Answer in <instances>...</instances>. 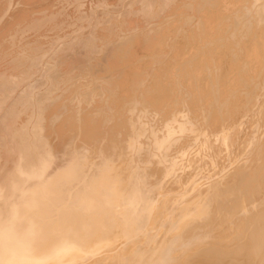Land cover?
Here are the masks:
<instances>
[{
    "label": "bare ground",
    "instance_id": "obj_1",
    "mask_svg": "<svg viewBox=\"0 0 264 264\" xmlns=\"http://www.w3.org/2000/svg\"><path fill=\"white\" fill-rule=\"evenodd\" d=\"M16 1L0 0V20L3 12L8 11L5 8L13 9ZM184 1V5L193 2ZM225 1L193 3L197 4L193 8L200 3L206 5L209 13L218 12L211 13V20L205 19L206 12L199 19H191L197 23V30L190 36L182 31L175 57L162 66V78L147 91L146 98L151 92H158L165 113H169L172 95H178L185 108L186 100H198L197 110L186 108L181 114H168L165 118L169 122L165 124L159 117L160 111L150 112L155 102L146 100L142 117L134 126L121 121L129 131L144 127L149 132L147 137H134L137 141L132 152L124 150L129 147L128 142L115 137L100 141L92 135L94 127H77L81 114L76 123H63L55 130L57 136H52L55 146L44 159L40 179L19 182L17 197L11 198V193L6 197L8 212L2 209L5 204L0 205V264H264V131L247 135L251 144L244 154H252L251 158L260 162L249 171L232 165L236 157L233 151L239 148V133L230 139L219 128L211 129L213 119L223 120L231 127L233 120L243 118L246 110L253 111L259 119L258 125L264 127L259 101L255 99L257 110L254 105L250 106L260 89L264 96L261 73L264 0H240L241 15L246 14L244 18L240 15L242 19L235 17L236 13L226 12ZM236 8L233 12H238ZM13 11L17 18L28 12L17 8ZM241 33L246 39L242 45L238 37ZM155 34L160 39L167 36L163 29ZM234 36L240 39L237 41L240 44H235ZM230 40H235V46L231 50L232 46H227L228 51H238L235 63L223 46ZM203 47L209 51L204 54L207 57H197L182 74H174L173 68L180 65L187 51H199ZM253 57H256L253 69L244 71L245 63ZM251 77L255 80L252 84ZM128 79L131 85L133 78L128 76ZM205 99L207 104L201 102ZM54 102L55 99L48 98L41 105L50 107ZM125 110L129 108L126 106ZM155 114L164 123L160 124L161 130L149 129L155 123ZM37 115L38 112L33 116ZM26 127L31 129L24 135L31 132L35 139L41 136L30 121L25 123ZM157 130L163 136H156ZM81 131H86V135ZM191 131V145L179 148L181 153L162 156L153 150L163 141L172 151ZM56 138L60 140L58 145ZM212 138L228 148L231 165L225 170L229 172L192 200L183 204L173 202L167 196L182 186V180L176 175L185 169L180 157L202 152L206 141L207 148L210 147ZM148 149L147 158L144 156ZM210 155L213 164L215 158ZM151 160H164L172 166L168 170L152 164ZM25 165L31 169L29 162ZM197 175L203 178L198 184L211 179L209 174Z\"/></svg>",
    "mask_w": 264,
    "mask_h": 264
},
{
    "label": "rangeland",
    "instance_id": "obj_2",
    "mask_svg": "<svg viewBox=\"0 0 264 264\" xmlns=\"http://www.w3.org/2000/svg\"><path fill=\"white\" fill-rule=\"evenodd\" d=\"M195 1L184 5V0H17L14 8L28 11L19 18L14 15V8H5V11L8 9L11 13L3 12L4 16L0 20V43H5L0 46V205L5 204L2 207L4 211L10 210L7 195L11 193V198L17 197L19 182L40 179L44 159L48 158V153L55 146L52 139L57 136L55 130L63 123H76L79 114L82 117L77 127H94L92 135L100 141L115 137L119 141L128 142L129 147L124 150L132 152L137 141L134 137H147L149 132L144 127L129 131L122 122L134 126V122L142 117L146 100L155 102L150 112L160 111L159 117L163 122L165 120V124L169 122L165 118L168 114H181L180 111L186 108L197 110L199 101L192 98L186 100L185 108L178 95L170 96L169 113L162 110L164 102L159 101L158 92H151V96L146 98L147 91L162 78V66L175 57L181 44L179 39L182 31L185 36H190L197 30V23L194 24L191 19H199L206 12L205 19L211 20V13L218 12L215 10L209 13L206 5L200 3V9L193 8V5L197 6L193 4ZM226 1V12L229 15L232 12L231 15L237 14L235 17L241 19L246 16L244 13L241 15L239 3L242 1ZM233 5L235 8L239 5L240 8H236L238 12H233ZM159 29H163L167 36L160 39L155 34ZM241 34L238 37L242 39V45L246 39L242 38L244 33ZM234 38L237 39L235 44H240L237 43L240 39ZM230 41L223 46H232L231 50L235 40ZM157 45L160 46L154 48ZM228 47L226 49L233 63L238 62L235 59L238 51H228ZM203 48L187 51L180 65L173 68L174 74H182L197 57H207L204 54L209 51ZM254 63L256 57L248 64L245 63L244 71L250 72ZM261 71L264 75V66ZM128 76L134 79H131V85L128 84ZM254 81L251 77L250 84ZM261 91L254 94L250 106L254 105L257 110L259 101V112L263 115L264 96ZM48 98L55 99V102L50 107H43L41 102ZM201 102L208 103L206 99ZM126 106L129 111L125 110ZM246 111L244 115L241 114L243 118L239 121L233 120L231 127L223 120L213 119L211 129L219 128L228 133L230 139L239 133V148L233 151L236 157L232 165L236 169L250 171L255 163L260 162H255L251 158L252 154H244V150L251 144L247 141V135L249 132H263L264 127L262 123L258 125L259 119L253 111ZM36 112L38 115L34 117ZM154 116L155 123L149 129L161 130L164 123L159 122L158 115L156 118ZM27 121L41 135L38 139L31 132L23 134L31 129L25 128ZM160 130L154 131L156 136H163ZM85 132L81 131L84 136ZM192 140L191 131L184 140H179L172 151L167 149L163 141H159L158 147L153 150L162 156L173 152L177 154L179 148L189 147ZM58 141H55L56 145ZM208 144L206 141L200 153L180 157V164L185 165V169L176 175L182 180V186L167 196L173 202L183 204L192 200L205 191L209 184L229 172L225 170V167L231 165L226 145L214 141V138L207 148ZM210 154L215 158L213 164ZM148 155L149 149L144 157L148 158ZM163 161L151 160V163L169 170L172 165ZM27 162L31 169H26ZM197 174H209L211 179H204L198 184L203 178L200 179Z\"/></svg>",
    "mask_w": 264,
    "mask_h": 264
}]
</instances>
